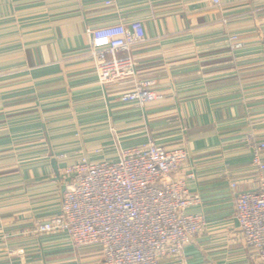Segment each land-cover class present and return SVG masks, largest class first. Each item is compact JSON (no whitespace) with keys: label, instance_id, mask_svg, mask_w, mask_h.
Listing matches in <instances>:
<instances>
[{"label":"crops","instance_id":"1","mask_svg":"<svg viewBox=\"0 0 264 264\" xmlns=\"http://www.w3.org/2000/svg\"><path fill=\"white\" fill-rule=\"evenodd\" d=\"M116 24L146 42L135 77L99 86L88 31ZM147 79L161 100L122 101ZM252 130H264V0H0V264H100L99 248L35 225L59 214L79 158L150 141L185 147L186 212L205 222L163 264H258L234 217L236 195L258 188Z\"/></svg>","mask_w":264,"mask_h":264},{"label":"built area","instance_id":"2","mask_svg":"<svg viewBox=\"0 0 264 264\" xmlns=\"http://www.w3.org/2000/svg\"><path fill=\"white\" fill-rule=\"evenodd\" d=\"M88 33L99 86L136 76L132 54L146 42L141 26L116 24ZM229 40L233 49L243 47L236 36ZM154 87L152 80L137 81L122 101L144 106L161 100ZM251 150L258 188L236 195L234 217L245 246L264 264V141ZM187 161L184 146L166 148L153 141L121 150L115 161L92 163L81 157L65 170L59 214L36 223L35 232L63 234L78 248L97 247L100 264H163L180 257L205 227L202 216L186 212L197 200L186 188L193 175L178 174Z\"/></svg>","mask_w":264,"mask_h":264},{"label":"rangeland","instance_id":"3","mask_svg":"<svg viewBox=\"0 0 264 264\" xmlns=\"http://www.w3.org/2000/svg\"><path fill=\"white\" fill-rule=\"evenodd\" d=\"M231 43H233L232 41H230ZM219 89H222V88H219ZM224 90H225V88H223ZM221 91V90H220ZM223 93H225V91H221V92H219L218 94H223ZM252 132L253 133H255V136H256V138H255V142H253V144L254 143H256V142H259V141H262V139H259L258 138V136H260L262 133H264V130H252ZM253 133H250L251 135H253ZM258 134V135H257ZM263 135V134H262ZM251 154H252V150L250 151V157H251ZM251 160V159H250ZM238 228H239V226H238ZM240 230V229H239ZM241 232V231H240ZM242 235V234H241ZM195 238V237H194ZM242 239H243V237H242ZM248 248V247H247ZM249 249V248H248ZM251 250V249H250ZM252 252H253V254H254V256L257 258V260H258V257H257V255L254 253V251L252 250ZM258 264H259V261H258Z\"/></svg>","mask_w":264,"mask_h":264}]
</instances>
